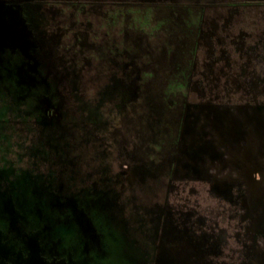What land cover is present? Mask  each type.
<instances>
[{"label":"flooded vegetation","instance_id":"obj_1","mask_svg":"<svg viewBox=\"0 0 264 264\" xmlns=\"http://www.w3.org/2000/svg\"><path fill=\"white\" fill-rule=\"evenodd\" d=\"M154 83L166 135L142 151L124 147L113 121L91 109L110 101L115 118L130 117L136 147L149 135L137 118ZM186 116L196 140L208 123L214 153L183 155ZM138 151L148 171L129 181ZM169 151L174 163L208 164L203 189L168 182L160 166ZM234 161L242 166L229 173ZM256 162H264V0H0V264H107L111 247L89 212L103 217L109 195L132 207L138 191L151 198V264L164 254L175 264H264ZM72 225L70 241L50 236Z\"/></svg>","mask_w":264,"mask_h":264},{"label":"rangeland","instance_id":"obj_2","mask_svg":"<svg viewBox=\"0 0 264 264\" xmlns=\"http://www.w3.org/2000/svg\"><path fill=\"white\" fill-rule=\"evenodd\" d=\"M153 85L154 86L152 89H150V87H148L147 89V93L150 94V95L145 96V103L147 104V106L145 104H143L144 106L142 105L143 107H146L147 110L145 111L140 110L138 113L139 116L137 118L139 120L137 122L141 121L142 124L148 127L149 135H147L145 132H143V134H139L140 137L138 138V142H136L137 143L136 147L133 145V140H132L134 139L133 136L135 135H133L132 133L130 134L128 133V131H126L129 125L133 123L131 122L132 119L130 117L125 116V117H120L119 119L115 118L114 116L115 112H113V104L110 101H108V103L103 105L101 112L99 111L98 108L91 109L93 111L92 113L97 119H104L106 122L113 121V124L116 126L115 133H116L117 139L119 143L124 147L133 146L132 147L133 149L142 151V149H139V148L141 146H144L142 143L143 141L149 140L150 142V140L153 139V143H155L160 140L161 136L166 135L165 132L162 131V129H159L160 125H158L161 123L162 117L164 118L163 109L166 103L164 101L165 98H164V95H160L161 94L160 85L155 84V83ZM108 92H110V89L103 88L101 89L102 95H97V97L101 98L102 100L104 99L103 101L105 102V99L107 97L112 96V95H108ZM204 99L205 98L199 99V101L201 103H204L205 102ZM182 105L184 106V104ZM202 107L204 106L202 105ZM176 108H177L176 111H173V112L169 111L170 112L169 115L172 118H175V117L179 118L180 109L178 108V106H176ZM167 117H168V114H167ZM172 122L174 121L172 120ZM193 122L194 121L192 120H188V117L186 116V121L185 122L183 121L181 123V124L184 123L181 129L182 132H180L182 134L181 144L183 146V155H186V152L189 150H191L190 156L197 155V157H199L201 155H206V154L209 155L208 153L204 152V149H207L208 152L214 153V151L211 149L212 144H210V141L205 138L206 135H210V128H208L209 129L208 132H204V128L206 127V125H208V123L206 122L202 127L197 128V140H196L190 131L191 129H193L192 128ZM175 124H177V121L174 122V125ZM217 124H218L217 121H214L213 129L216 128ZM121 126H122V129L118 128ZM194 145L197 146V150L193 147ZM152 146H154V144ZM172 148L173 147H169L170 150H172ZM164 149L166 148L164 147ZM86 153L88 154V152ZM153 153L155 154V150H153ZM137 154H138V157H141V160L139 159L141 162L137 163L136 168L127 170L128 171L127 176H128L129 181H131L132 177H134V174H136V172L145 174V172L148 171L147 170L148 165L146 164L147 161L145 159H142L143 156H141L140 151H138ZM168 155H169L168 156L169 162H165L163 166L161 165L160 170L165 167L164 171L165 169L166 171L167 170L169 171L168 173L169 183H172L176 179L178 181V179L182 177V178H188L189 184L186 185L188 189H191V188L203 189L204 188V186H202L200 182H207L206 181L207 179L205 178L207 175L205 174H207L206 171H208L209 169H207L208 164L206 162H204L202 159L197 160V161L193 159V160H190L191 162H188L189 159L188 157H186V160H187L186 162L174 163L172 152L169 151ZM241 166H242V163L240 161H234L233 163L231 162L228 172L235 173L237 172V169H238L237 167H241ZM249 166L251 167L252 163H249ZM253 166L255 167V171H252L251 174H253V172H257L260 177V180L264 181V162H256L255 164H253ZM82 170L84 171V169ZM175 171L177 173H175ZM70 175H72V173H70ZM217 175L218 173L216 174V176H214L215 180L217 179V180L225 181L227 179V177L225 176L223 178H219V176ZM78 176H77V179H78ZM192 176H195V178H192ZM76 181H79V179ZM154 184H155L154 182H149L145 188H148V190H150L151 186H154ZM66 185L68 187L73 186V185L71 186L68 184ZM77 187L82 188V186L75 185L73 189ZM138 192L139 193L136 196V202L134 206L132 207L129 206L127 208V209L130 208V210H127L124 204L121 205L120 203H116L113 196L109 195L106 197L107 198L105 201L106 206L104 209L103 217H102V214L100 213H95V212L91 213L92 211L89 212L90 217L95 220L97 226L100 227V230L104 231L105 242H107V244H109L111 247L112 257L108 259L107 264H151V261L147 260L149 256L153 255L152 253L154 250L153 245H152L153 244L152 237L150 234L152 224L148 222V217H147L148 213L150 212V208H151L150 206L151 198L148 196L149 191H146V194L140 191ZM155 204L157 203L155 202ZM161 204L162 203L159 204L160 210L164 208ZM125 211H128L129 213L127 214ZM35 214H36V219H37V217L40 216V213L37 211L34 213V215ZM98 214L101 216H99ZM132 229H134V233H132ZM139 231L140 233L141 232L144 233V235L143 234L140 235ZM72 233L73 234L77 233V229L75 225L70 226V229H58L56 232L53 231L51 232L50 236H52L53 238L62 236L64 237L65 240L67 239L66 241H70V238H72ZM128 241H133V242L136 241V247H130V244L128 243ZM200 241L202 240L200 239ZM175 252H176V256L181 254V252L176 251V249H175ZM182 254H183V258L187 257L185 255L186 253L185 254L182 253ZM171 255L173 254H164L163 256L164 260H162L164 262L163 264L165 263L175 264L174 261L170 260Z\"/></svg>","mask_w":264,"mask_h":264}]
</instances>
